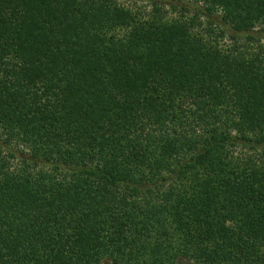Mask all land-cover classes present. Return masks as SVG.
Returning <instances> with one entry per match:
<instances>
[{"label":"trees","instance_id":"trees-1","mask_svg":"<svg viewBox=\"0 0 264 264\" xmlns=\"http://www.w3.org/2000/svg\"><path fill=\"white\" fill-rule=\"evenodd\" d=\"M148 2L0 0V264H264V0Z\"/></svg>","mask_w":264,"mask_h":264},{"label":"rangeland","instance_id":"rangeland-1","mask_svg":"<svg viewBox=\"0 0 264 264\" xmlns=\"http://www.w3.org/2000/svg\"><path fill=\"white\" fill-rule=\"evenodd\" d=\"M30 3H38V0H29ZM169 1V0H168ZM120 2L125 3L129 7H131L133 10H142L148 12L150 9V3L148 0H120ZM169 15H175L174 13H169ZM230 44V39L226 37L224 40L221 41V45L224 47L228 46ZM20 150L17 151L15 159L13 162L17 163L19 159L22 157V154L19 153ZM181 264H189L187 261H182Z\"/></svg>","mask_w":264,"mask_h":264}]
</instances>
